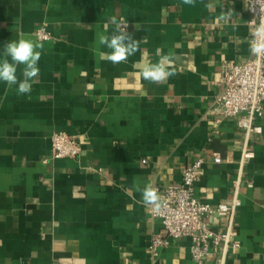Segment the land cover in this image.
I'll use <instances>...</instances> for the list:
<instances>
[{
	"label": "crops",
	"instance_id": "crops-1",
	"mask_svg": "<svg viewBox=\"0 0 264 264\" xmlns=\"http://www.w3.org/2000/svg\"><path fill=\"white\" fill-rule=\"evenodd\" d=\"M121 20L139 50L112 63L96 37ZM249 20L243 0H0V60L21 36L43 46L30 93L0 82V264H199L187 237L150 252L160 223L136 189L178 182L196 158L200 201L240 199L232 223L208 219L239 247L200 264H264V104L259 133L212 111L223 62L250 55ZM157 49L174 75L152 83ZM58 131L78 138L75 157L51 158Z\"/></svg>",
	"mask_w": 264,
	"mask_h": 264
},
{
	"label": "built area",
	"instance_id": "built-area-1",
	"mask_svg": "<svg viewBox=\"0 0 264 264\" xmlns=\"http://www.w3.org/2000/svg\"><path fill=\"white\" fill-rule=\"evenodd\" d=\"M250 16V46L255 41L264 42V36L257 37L256 29L264 22V0H243ZM119 25H127L121 20ZM38 40H47L50 34L44 26L35 30ZM221 90L213 99L212 111L222 117L244 115L249 131L259 133L261 126L255 122L262 116L264 104V55L251 54L241 63L223 62L220 79ZM80 151V142L74 135L54 132L51 135V158L75 157ZM250 152L245 151L244 156ZM214 162L220 157L213 155ZM202 173V159L196 158L183 167L178 182L156 186L160 197L159 208H150V215L159 220L160 232L154 234L149 245L150 252L156 254L170 239L187 237L190 240V254L193 261L201 263L210 255L224 257L235 251L239 242L232 238L231 230L219 231L211 227L208 219L217 216L228 217L232 223L236 208L240 205L237 189L229 203L210 204L200 201L194 193V183Z\"/></svg>",
	"mask_w": 264,
	"mask_h": 264
},
{
	"label": "clouds",
	"instance_id": "clouds-1",
	"mask_svg": "<svg viewBox=\"0 0 264 264\" xmlns=\"http://www.w3.org/2000/svg\"><path fill=\"white\" fill-rule=\"evenodd\" d=\"M184 5L195 7L197 0H180ZM203 3V0H201ZM230 12L225 13L223 18L228 19ZM113 23H116L115 20ZM127 26H116L115 32L109 36L104 33L97 34V42L109 51L101 52V58L112 63H122L134 55L139 50V41L132 38L126 31ZM256 36H264V22L256 29ZM43 46L31 39L21 38L9 41L4 46L3 56L0 60V82L7 84L9 88L18 85V94L24 95L31 92L32 84L30 81L39 74L38 62L41 58V49ZM250 54L254 57L264 55V42L255 41L250 46ZM162 50L157 49V55L160 59L155 63L145 64L141 70L144 80L152 83H160L166 81L170 76L174 75L169 70L170 57L161 55ZM23 65L22 80H18L17 67ZM137 191L141 192L142 203L146 206H153L154 209L159 208L158 201L160 199L157 189L152 184H146L143 188L136 186Z\"/></svg>",
	"mask_w": 264,
	"mask_h": 264
}]
</instances>
